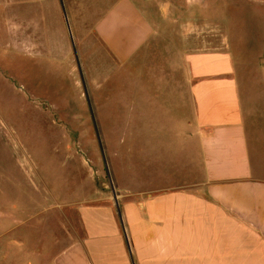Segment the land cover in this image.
Segmentation results:
<instances>
[{
	"label": "crops",
	"instance_id": "1",
	"mask_svg": "<svg viewBox=\"0 0 264 264\" xmlns=\"http://www.w3.org/2000/svg\"><path fill=\"white\" fill-rule=\"evenodd\" d=\"M61 11L59 0H0V48L14 37L18 69L21 57L52 59L71 77L72 53L56 55L40 24ZM149 12L114 0L87 32L112 74L131 67V92L108 98L131 119V201L82 207V236L52 264H264V110L245 112L228 40L200 50ZM184 155L203 177L186 180Z\"/></svg>",
	"mask_w": 264,
	"mask_h": 264
},
{
	"label": "rangeland",
	"instance_id": "2",
	"mask_svg": "<svg viewBox=\"0 0 264 264\" xmlns=\"http://www.w3.org/2000/svg\"><path fill=\"white\" fill-rule=\"evenodd\" d=\"M112 2L59 0L64 20L40 21L41 29L51 26L55 54L72 53L71 77L52 59L33 64L21 57L18 69L14 37L0 48V264H52L82 236V207L118 208L120 195L131 201V129L121 128L131 119L120 116L119 101L108 100L131 92V67L112 74L87 34ZM136 2L159 27L189 32L185 42L200 50L228 40L245 112L264 110V0ZM123 103L128 114L130 103ZM175 120L162 128L170 131ZM143 145L142 137L137 146ZM193 171H185L186 180L203 177L200 161Z\"/></svg>",
	"mask_w": 264,
	"mask_h": 264
},
{
	"label": "water",
	"instance_id": "3",
	"mask_svg": "<svg viewBox=\"0 0 264 264\" xmlns=\"http://www.w3.org/2000/svg\"><path fill=\"white\" fill-rule=\"evenodd\" d=\"M102 152H103V150H102ZM115 201H116V199H115ZM116 204H117V201H116Z\"/></svg>",
	"mask_w": 264,
	"mask_h": 264
}]
</instances>
